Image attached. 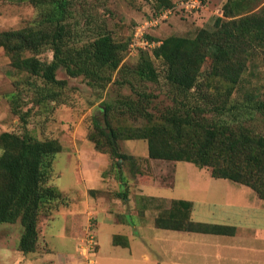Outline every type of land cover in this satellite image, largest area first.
<instances>
[{"label":"trees","instance_id":"16d2710c","mask_svg":"<svg viewBox=\"0 0 264 264\" xmlns=\"http://www.w3.org/2000/svg\"><path fill=\"white\" fill-rule=\"evenodd\" d=\"M27 1L41 12L39 22L0 33V47L15 58L13 66L24 74L20 83L33 88L34 92L25 104L21 90L10 97L11 111L19 116L22 133L0 134V224H20L19 250L24 254L37 250L41 218L49 216L56 204L64 203L65 199L52 184L62 144L54 136L39 139L30 134L27 126L31 111L46 102L57 106L65 104L62 97L69 84L67 79L58 78L61 68L70 78L83 77L93 88L105 89L113 81V74L123 68L128 45L117 42L108 32L83 43L77 42L67 24L69 0ZM157 1L162 2V9L173 6L168 0ZM45 48L53 53L50 61L40 58ZM148 50L150 52L142 54L134 68L141 80L159 81L155 66L158 60L164 65L165 81L179 94L186 96L194 90L203 92L205 86H214L218 94L230 97L240 84L248 62L258 55L264 59V0H228L223 16L215 20L211 29L203 28L193 38L170 36ZM208 61L212 67L210 79L205 80L202 68ZM221 102L214 109L224 112L227 101ZM30 104V108L22 110V106ZM125 105L131 114L146 118L147 125L115 127L112 105L105 104L104 121L94 117V131L88 135L98 151L110 156L118 178L122 174L119 161L124 164L134 159L121 151L120 141L143 140L148 144L152 159L185 161L211 169L213 177L244 184L264 200L263 135H253L246 128L232 130L226 123L206 122L191 113L168 112L155 119L145 106L135 101L125 102ZM177 204L184 206L183 213L177 212ZM191 210L192 202H176L171 211L166 212L167 216L156 219V224L192 232L235 233L232 226L190 220ZM119 238L116 236L114 243Z\"/></svg>","mask_w":264,"mask_h":264},{"label":"crops","instance_id":"0c3cea01","mask_svg":"<svg viewBox=\"0 0 264 264\" xmlns=\"http://www.w3.org/2000/svg\"><path fill=\"white\" fill-rule=\"evenodd\" d=\"M82 119L76 117L73 128L61 120L55 130L54 137L63 147L57 158L63 156L70 165V170L55 167L52 179L64 203L41 218L35 252L19 250V223L4 226L0 264H80L77 244L90 221L100 247L103 238L111 245L110 253L99 252L103 264H264V200L252 188L207 175L206 168L189 162L160 164L149 157L148 145L146 154L134 153L136 144L128 153L120 144L121 151L135 161L120 160L118 178L110 156L98 151L80 129ZM65 177L67 182L62 183ZM185 201L192 202L190 220L232 226L235 233L192 232L156 224L176 202ZM176 206L177 212L185 211L183 205ZM116 236L120 238L114 243Z\"/></svg>","mask_w":264,"mask_h":264},{"label":"rangeland","instance_id":"374dc122","mask_svg":"<svg viewBox=\"0 0 264 264\" xmlns=\"http://www.w3.org/2000/svg\"><path fill=\"white\" fill-rule=\"evenodd\" d=\"M168 1L173 3V6L162 9V2L157 0H69L68 13L70 15L67 24L76 41L83 43L103 32L112 34L117 42L128 44L124 54L123 68L113 74V81L103 90L93 88L83 77H68L65 70L61 68L58 71V78L67 79L69 84L63 92L62 98L65 104L57 106L54 102H46L43 106H34L27 126L30 134L39 139L52 138L55 130L60 129L61 120H64L63 123L70 122V128H73L75 118L79 116L83 117L80 129H84L88 137L94 131V117L104 121L105 104L112 105L111 116H113L115 127L145 126L147 125L146 118L138 113L131 114L125 105V102L135 101L139 106H145L148 114L154 116L155 119L168 112H177L181 115L191 113L206 122L226 123L232 130L246 128L253 135L264 136V59L261 55L248 62L240 84L227 98L218 94L214 86H205L203 92L194 90L186 96L179 94L165 81L164 65L158 60H155V66L160 74L158 82L143 81L134 73V68L139 64L141 55L150 52L149 48L140 47L135 50L131 48L135 34L140 39L144 32L145 39L142 41L154 42V47L170 36L193 38L201 29H211L214 26L215 20L223 16V7L228 0ZM41 17V12L27 0H0V33L36 25ZM148 37L153 40L151 41ZM40 58L50 61L53 53L49 48H45ZM14 60V57L9 56L0 47V134L4 132L22 133L23 131L19 116L14 115L10 107V97L14 92L16 90L23 92L25 99L22 102L24 104L34 94L33 88L20 83L24 74L15 69ZM211 67V61L204 65L202 79H210ZM216 84L219 83L216 82ZM224 99L227 101L225 111L215 110L214 108L221 105ZM93 106L95 109L92 108ZM30 107L31 104L24 105L22 110L25 111ZM57 108L62 109L59 114ZM198 108H205L208 111L200 112ZM120 144H123L126 153L131 149L133 152L134 144L138 146L134 153L137 155L147 153L146 141L121 140ZM157 160L166 166L171 162ZM55 167L56 170H70V165L63 156L57 158ZM206 169L209 171L207 175L212 176L211 169ZM169 176L171 175H167ZM59 182V180L56 181L57 184ZM61 182H67V177ZM7 224H0V234H3L4 226ZM89 228L97 234L94 222L90 221L77 244L76 251L80 264H103L99 252L103 254L111 252L109 249L111 245L107 246L104 238L101 239V247L98 239L99 248L95 257H90L92 255L89 254L90 256L86 255L88 258L85 260L80 255L81 242L87 236ZM85 250L86 248H84V253Z\"/></svg>","mask_w":264,"mask_h":264},{"label":"built area","instance_id":"2783aa9c","mask_svg":"<svg viewBox=\"0 0 264 264\" xmlns=\"http://www.w3.org/2000/svg\"><path fill=\"white\" fill-rule=\"evenodd\" d=\"M189 5V4H188ZM142 39L144 38V32L143 35L140 37V39L138 38L137 34H135L134 38L132 39V43H131V48L133 50L137 49V48H152L154 47V42H150L148 40V43H145L144 41H142ZM90 227V226H89ZM89 228V232L87 234V236L85 237V239L81 242V252L80 255H82L84 257V259L88 258L86 255H92L90 257H95L99 248V243H98V238H97V234L94 232L93 229ZM84 248H86L85 250V254L84 253ZM85 259V260H86Z\"/></svg>","mask_w":264,"mask_h":264}]
</instances>
